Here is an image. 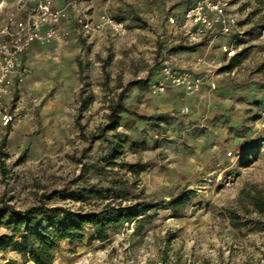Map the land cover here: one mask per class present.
<instances>
[{
  "label": "rangeland",
  "instance_id": "1",
  "mask_svg": "<svg viewBox=\"0 0 264 264\" xmlns=\"http://www.w3.org/2000/svg\"><path fill=\"white\" fill-rule=\"evenodd\" d=\"M90 2L93 11L105 8L122 20L127 35L102 44L70 34L24 56L21 82L13 85L17 117L6 125L0 116V144L7 133L0 145V208L85 214L165 201L108 231L103 243L85 227L82 241L59 242L52 264H264V155L250 141L252 122L264 112V57L255 50L231 59L211 50L210 62L222 73L237 67L239 77H223L221 85L232 83L223 89L254 104L198 122L181 110L183 97L149 92L164 59L148 16L153 4ZM260 5L246 32L264 30ZM180 53L169 52L188 61ZM229 154L239 159L232 162ZM178 196L181 203L172 205ZM11 236L0 225V237ZM0 264L33 263L10 247L0 252Z\"/></svg>",
  "mask_w": 264,
  "mask_h": 264
},
{
  "label": "built area",
  "instance_id": "2",
  "mask_svg": "<svg viewBox=\"0 0 264 264\" xmlns=\"http://www.w3.org/2000/svg\"><path fill=\"white\" fill-rule=\"evenodd\" d=\"M193 5L182 15L170 10L158 36L163 47L176 45L199 47L207 50L213 42L229 38L231 46L239 36V22L228 13V0H192ZM253 4L264 0H251ZM85 0H13L12 9L0 13V116L5 124L15 121L19 109L13 103L14 82H21L20 70L23 57L33 48L63 41L71 35L82 40L92 38L120 40L127 35L123 21L102 11L96 18L84 5ZM4 0H0V12ZM264 40V30L260 33ZM228 57L234 52L224 48ZM264 54V46H263ZM66 60L67 50H61ZM204 87L208 94L215 91L211 78L194 76L188 71H177L167 58L161 62L158 73L148 83L149 92L154 96L163 95L168 89L195 95ZM183 113L188 115V110ZM252 141L259 153L264 155V112L252 122ZM231 156L232 162L239 159Z\"/></svg>",
  "mask_w": 264,
  "mask_h": 264
},
{
  "label": "crops",
  "instance_id": "3",
  "mask_svg": "<svg viewBox=\"0 0 264 264\" xmlns=\"http://www.w3.org/2000/svg\"><path fill=\"white\" fill-rule=\"evenodd\" d=\"M90 3V0H85L84 5L87 9L90 10V12H92V15L95 18L102 11H107V9L105 8H102L97 12L93 11ZM149 3L153 4V6L150 8V13H148L149 20L156 28L158 27V36L160 35L162 28L165 24V17L167 16L170 10H175L179 15H182L187 9H189L193 5L192 0H149ZM260 4L261 3H259V6H261ZM12 6L13 0H4V4L3 7H1L0 12L2 16L6 12L10 11L12 9ZM256 7L258 6H256V4H253L251 0H228V13L237 18L240 27V35L234 37L237 42L233 46H231L229 38H221L216 40L207 50L201 49L199 47H187L181 45H176L172 47L161 46L162 50L160 51V56L169 59L170 63L175 68V70L188 71L191 72L194 76L211 78V83L214 85L215 91L217 89L219 90L217 92L214 91V93L212 94H208L207 87H204L199 93L195 95H186L182 91L176 89L167 90V96H169V98L176 99L183 97L185 105L182 106L181 110L183 111L184 109H187L191 117H195L196 119L198 118V122H203L214 118L218 119L220 118L219 116L221 114H224V109H233L234 111H238L239 109L252 108L254 103L249 101V98H244L245 101L241 102V94L238 91H235V89H223L226 87V84L232 86L231 82L226 84L223 83L221 85V79H223V77L229 75V77H231L230 80L232 82H234L235 79L239 77V74H237V67H233L232 69H230L229 72L224 71L222 73L220 64L210 62V53L213 52L211 50H214L215 48H218L214 51L215 53L218 51H221L222 53V50L224 48H228L230 51L234 52V56H232L231 59H235L244 52L251 53L252 51L257 50L258 54H261L264 57L262 47L264 46V40L261 39L260 33L246 32V28L252 27L254 20L258 17L257 13H253ZM238 9L241 11V13H238ZM242 9L244 13H242ZM243 14L244 19H246V22L243 21V16H241ZM92 40H96L102 44H106L112 42V40L114 42H119L123 39L114 40L110 38L102 39L97 37L92 38L88 41L91 42ZM182 47H185L187 50H184L185 52L180 53L182 51H180ZM174 51H177V53H180L184 56L186 55L185 57L186 59H188V61L177 62V60H175V58H173L171 55ZM169 52L171 54H169ZM237 83L238 82H236V84ZM261 103L263 104L262 101ZM209 108H212L211 110L214 111L207 112ZM254 115L255 114H251L249 115V117L251 118Z\"/></svg>",
  "mask_w": 264,
  "mask_h": 264
},
{
  "label": "trees",
  "instance_id": "4",
  "mask_svg": "<svg viewBox=\"0 0 264 264\" xmlns=\"http://www.w3.org/2000/svg\"><path fill=\"white\" fill-rule=\"evenodd\" d=\"M123 111V107L119 108ZM109 130H115L110 128ZM7 133L1 141L5 145ZM149 197L148 200H152ZM182 196L171 200L172 205L181 203ZM165 201L153 203H137L117 209L110 206L99 212L70 213L60 209L44 210L34 207L24 212L9 211L7 207L0 208V225L12 230L10 238L0 237V252L13 247L20 255L28 256L33 264H52V252L58 249L59 242L76 243L82 241L85 227L93 230L95 238L106 242L108 231H117L127 221L144 217L150 210L164 208ZM8 216V221L4 222ZM17 237L14 244L10 242Z\"/></svg>",
  "mask_w": 264,
  "mask_h": 264
},
{
  "label": "bare ground",
  "instance_id": "5",
  "mask_svg": "<svg viewBox=\"0 0 264 264\" xmlns=\"http://www.w3.org/2000/svg\"><path fill=\"white\" fill-rule=\"evenodd\" d=\"M130 226V225H129Z\"/></svg>",
  "mask_w": 264,
  "mask_h": 264
}]
</instances>
